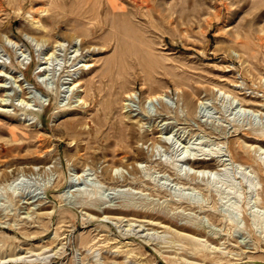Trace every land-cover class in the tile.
Instances as JSON below:
<instances>
[{
    "label": "rangeland",
    "instance_id": "374dc122",
    "mask_svg": "<svg viewBox=\"0 0 264 264\" xmlns=\"http://www.w3.org/2000/svg\"><path fill=\"white\" fill-rule=\"evenodd\" d=\"M0 264H264V0H0Z\"/></svg>",
    "mask_w": 264,
    "mask_h": 264
},
{
    "label": "bare ground",
    "instance_id": "6f19581e",
    "mask_svg": "<svg viewBox=\"0 0 264 264\" xmlns=\"http://www.w3.org/2000/svg\"><path fill=\"white\" fill-rule=\"evenodd\" d=\"M92 22V21H91ZM93 23H95V20H94V22ZM113 40V39H112ZM60 44V43H59ZM51 55V54H50ZM53 55V54H52ZM51 55V56H52ZM130 60V59H129ZM136 62V61H135ZM135 64V63H134ZM134 66V65H133ZM161 66V65H160ZM132 67V66H131ZM132 71V70H131ZM153 71V70H152ZM111 77V76H110ZM119 77V76H118ZM122 77V76H121ZM130 77V76H129ZM124 80V79H123ZM157 80V79H156ZM77 82H78V80L75 82H73L75 85H74V87H76V86H78V84H77ZM99 84V83H98ZM109 84V83H108ZM153 84V83H152ZM223 91V90H222ZM232 93V92H231ZM127 94V93H126ZM131 94V93H130ZM158 95V94H157ZM126 97H128V96H126ZM150 98V97H149ZM152 98V97H151ZM114 99V98H113ZM109 100V99H108ZM81 101H84V100H81ZM115 101V100H114ZM125 106V105H124ZM95 133V132H94ZM263 140V139H262ZM186 158V157H185ZM187 158H189V157H187ZM217 160H219V159H217ZM225 162H226V160H219V165H220V167H225L227 164H225ZM204 171V170H203ZM194 176L195 177H197L196 176V174H194ZM204 178V177H203ZM108 213H115V212H112V211H107V214ZM116 213H120L119 211L118 212H116ZM106 214V213H105ZM106 216V215H105ZM121 217V216H120ZM117 218H118V216H117ZM104 219V218H103Z\"/></svg>",
    "mask_w": 264,
    "mask_h": 264
}]
</instances>
